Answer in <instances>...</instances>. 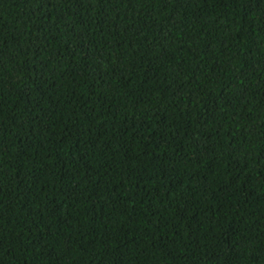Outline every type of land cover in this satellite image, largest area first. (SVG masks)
Masks as SVG:
<instances>
[{
	"label": "trees",
	"instance_id": "trees-1",
	"mask_svg": "<svg viewBox=\"0 0 264 264\" xmlns=\"http://www.w3.org/2000/svg\"><path fill=\"white\" fill-rule=\"evenodd\" d=\"M0 264H264V0H0Z\"/></svg>",
	"mask_w": 264,
	"mask_h": 264
}]
</instances>
